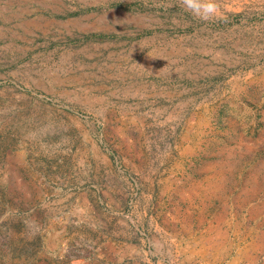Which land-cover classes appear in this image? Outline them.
<instances>
[{
    "label": "rangeland",
    "instance_id": "obj_1",
    "mask_svg": "<svg viewBox=\"0 0 264 264\" xmlns=\"http://www.w3.org/2000/svg\"><path fill=\"white\" fill-rule=\"evenodd\" d=\"M0 264H264V0H0Z\"/></svg>",
    "mask_w": 264,
    "mask_h": 264
}]
</instances>
